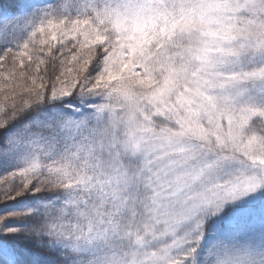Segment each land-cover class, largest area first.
Here are the masks:
<instances>
[{
	"label": "snow or ice",
	"instance_id": "snow-or-ice-1",
	"mask_svg": "<svg viewBox=\"0 0 264 264\" xmlns=\"http://www.w3.org/2000/svg\"><path fill=\"white\" fill-rule=\"evenodd\" d=\"M0 264H264V0H0Z\"/></svg>",
	"mask_w": 264,
	"mask_h": 264
}]
</instances>
